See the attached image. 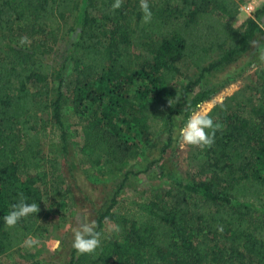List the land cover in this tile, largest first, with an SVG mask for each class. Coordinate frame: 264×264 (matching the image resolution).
<instances>
[{"label":"trees","instance_id":"trees-1","mask_svg":"<svg viewBox=\"0 0 264 264\" xmlns=\"http://www.w3.org/2000/svg\"><path fill=\"white\" fill-rule=\"evenodd\" d=\"M241 1L148 0L152 19L143 23L139 0L115 11L114 0H0V264L48 209L73 207L60 162L44 153L48 143L67 147L62 109L82 137L85 172L128 174L162 135L164 156L191 110L221 89L194 92L204 75L262 34L264 2L247 15ZM191 70L196 80L179 93ZM252 84L207 113L222 125L211 147L187 146L196 178L162 168L158 177L173 182L163 194L135 188L116 213L112 199L97 220L100 247L73 249L69 264H264L263 67ZM19 193L40 210L8 228L3 216Z\"/></svg>","mask_w":264,"mask_h":264},{"label":"rangeland","instance_id":"rangeland-1","mask_svg":"<svg viewBox=\"0 0 264 264\" xmlns=\"http://www.w3.org/2000/svg\"><path fill=\"white\" fill-rule=\"evenodd\" d=\"M248 1L243 0L240 5ZM255 1L258 3L257 7L264 2V0ZM259 27L262 34L257 35L251 41L244 53L237 55L232 62L206 73L199 86L194 88L195 92L213 86L217 90L221 87L215 97L200 106L203 112L208 113L214 106L222 103L225 98L234 95L241 89H246L254 83V70L259 67L264 68V61L259 59L260 53L264 51V15L260 18ZM57 39H60L59 36ZM62 39L64 41L59 45V52L68 47L69 37L66 36ZM49 58L54 59L53 55H50ZM194 71L191 70L186 79L179 82V93L181 88L196 80L197 76ZM224 86L225 88H223ZM61 116L68 130L67 147L64 152H61L58 145L48 143L44 147V153L46 157L55 158L60 162L73 207L48 209L40 220L36 231L31 235L39 241L38 244L26 246L24 243L23 249H17L11 254L9 264H69L73 250V229L77 227V217L86 215L89 221L97 223L99 216L111 206L112 199L117 202L112 213L119 212L121 208L127 206L128 199L132 197L130 191L135 188L144 192L152 191L163 194L173 182L166 177H158L162 168L168 169L169 173L172 170H177L183 176L189 175L196 178L194 174L197 165L189 162L191 150L189 151L187 146L181 148L179 143V146L176 147L172 141L171 147H168L164 156L162 155L161 151L167 138L166 135L152 140L145 148L143 156L137 164L131 167L128 174H125L126 169L107 174L97 172L95 169H86L85 172L78 164L77 149L82 140L78 133L79 129L74 119H70L66 108L62 109ZM174 134L176 132L172 134L173 137ZM121 183L124 184L119 189ZM103 226L107 233H111L113 222L106 220Z\"/></svg>","mask_w":264,"mask_h":264},{"label":"clouds","instance_id":"clouds-1","mask_svg":"<svg viewBox=\"0 0 264 264\" xmlns=\"http://www.w3.org/2000/svg\"><path fill=\"white\" fill-rule=\"evenodd\" d=\"M123 0H114L111 5L113 11L122 7ZM139 8L143 14V23H149L152 19V12L148 0H139ZM29 43L28 37L20 38V44ZM259 59L264 61V51L259 55ZM181 97L177 93L175 99L169 98L167 105L174 106L180 101ZM222 127L219 123H214L213 118L203 112L199 105L191 110L184 125L178 131L180 147L195 146L199 148L211 147L215 141L216 131ZM17 203L11 205V210L3 216L6 227H14L22 218L39 212L38 203H28L23 193H19ZM98 225L95 221H89L86 215L77 217V227L73 229L72 248L78 254H91L101 245V232L97 231ZM38 240L29 237L25 241L26 246L38 244Z\"/></svg>","mask_w":264,"mask_h":264},{"label":"built area","instance_id":"built-area-1","mask_svg":"<svg viewBox=\"0 0 264 264\" xmlns=\"http://www.w3.org/2000/svg\"><path fill=\"white\" fill-rule=\"evenodd\" d=\"M257 6L258 3L255 0H249L239 6V11L247 15H252Z\"/></svg>","mask_w":264,"mask_h":264},{"label":"crops","instance_id":"crops-1","mask_svg":"<svg viewBox=\"0 0 264 264\" xmlns=\"http://www.w3.org/2000/svg\"><path fill=\"white\" fill-rule=\"evenodd\" d=\"M258 8V7H257Z\"/></svg>","mask_w":264,"mask_h":264}]
</instances>
